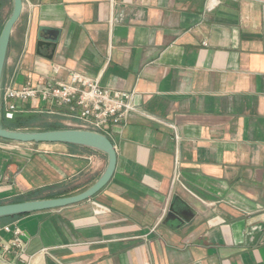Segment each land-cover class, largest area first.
<instances>
[{"label": "crops", "instance_id": "crops-1", "mask_svg": "<svg viewBox=\"0 0 264 264\" xmlns=\"http://www.w3.org/2000/svg\"><path fill=\"white\" fill-rule=\"evenodd\" d=\"M71 73L134 92L140 112L109 129L116 167L95 195L0 220V248L6 225L25 242L8 261L264 264V0H22L1 86ZM10 102L1 121L74 128L66 106ZM106 164L87 147L0 139V205L57 185L72 192L54 198L80 193Z\"/></svg>", "mask_w": 264, "mask_h": 264}, {"label": "built area", "instance_id": "built-area-1", "mask_svg": "<svg viewBox=\"0 0 264 264\" xmlns=\"http://www.w3.org/2000/svg\"><path fill=\"white\" fill-rule=\"evenodd\" d=\"M40 98L50 104L66 106L75 118L74 129L91 131L108 136L112 126L125 123L131 113L140 112L134 103L135 93L102 87L98 79L79 73H71L67 81L33 86L28 83L21 88L9 85L0 87V100L6 104V117L11 118L16 106L10 101H27ZM176 133V128L169 125ZM177 138V136H176ZM4 232L11 233V240L0 248V264H13L6 259L12 249L17 257L25 248L19 228L6 225Z\"/></svg>", "mask_w": 264, "mask_h": 264}, {"label": "water", "instance_id": "water-1", "mask_svg": "<svg viewBox=\"0 0 264 264\" xmlns=\"http://www.w3.org/2000/svg\"><path fill=\"white\" fill-rule=\"evenodd\" d=\"M21 10L22 0H12V11L0 32V87L11 31L20 16ZM40 31L45 32L43 29H40ZM40 41H43V39L40 38ZM54 42V40H51L49 43ZM0 139L20 143H62L82 146L102 152L107 157V164L101 176L84 191L59 198L36 199L1 204L0 219L38 211L63 208L85 201L95 195L107 184L116 167L117 155L112 142L108 137L91 131L80 129H60L50 131L8 130L2 127L0 120Z\"/></svg>", "mask_w": 264, "mask_h": 264}, {"label": "trees", "instance_id": "trees-1", "mask_svg": "<svg viewBox=\"0 0 264 264\" xmlns=\"http://www.w3.org/2000/svg\"><path fill=\"white\" fill-rule=\"evenodd\" d=\"M4 4V2L0 1V8H2ZM1 125L3 128L8 130L50 131L67 129L61 126L59 122L48 116L33 113H17L14 115L12 120H2ZM71 192L72 189H69L66 186L63 187L62 185H57L31 191L25 194V196H23L24 199L21 201H28L32 199H52L54 197L68 195ZM9 218L13 217L2 218L0 220H7Z\"/></svg>", "mask_w": 264, "mask_h": 264}, {"label": "rangeland", "instance_id": "rangeland-1", "mask_svg": "<svg viewBox=\"0 0 264 264\" xmlns=\"http://www.w3.org/2000/svg\"><path fill=\"white\" fill-rule=\"evenodd\" d=\"M4 2L2 8H0V32L2 30L3 25L5 24L6 20L8 19L11 11H12V0H0ZM74 129V128H70Z\"/></svg>", "mask_w": 264, "mask_h": 264}]
</instances>
